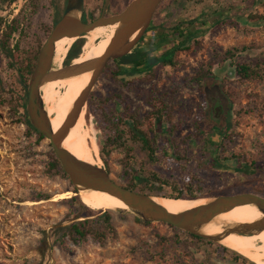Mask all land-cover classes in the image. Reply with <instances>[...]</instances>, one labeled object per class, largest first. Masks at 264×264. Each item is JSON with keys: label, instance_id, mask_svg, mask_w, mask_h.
<instances>
[{"label": "rangeland", "instance_id": "374dc122", "mask_svg": "<svg viewBox=\"0 0 264 264\" xmlns=\"http://www.w3.org/2000/svg\"><path fill=\"white\" fill-rule=\"evenodd\" d=\"M27 1L17 0L11 4L8 0H0L2 31L19 16ZM170 1L167 0V3ZM261 1L231 2L238 11H232L231 18L223 17L218 23L210 20L201 28L189 51L178 56L180 62L177 68L156 66L149 72L140 70L133 75L120 74L116 80L107 72L99 77L90 92L102 100L119 95L131 111L137 112L143 131H148L145 115L150 108L144 102L142 93L150 90L159 95L172 93L174 122L178 120L179 113L189 115L185 127L175 136L178 157H191L197 149L196 138L184 145L185 139L194 134V120L212 122L217 127L220 122L228 123L229 132L224 138L216 131L212 134L214 144L210 149L219 158L222 168L199 171V177L205 180V193L211 194L200 199L242 193L264 196V113L251 102L254 96L264 99V80L241 81L231 66L232 63L255 64L264 59V21L254 22L248 17L249 11L263 14L259 5ZM44 3L45 7L27 20L19 17V30L8 40L9 48L18 56H31L36 51L56 12L61 10L62 14L66 0H44ZM122 5V0L116 4L117 7ZM101 11L95 9L94 16L97 17ZM201 11V6L194 8L187 21L200 15ZM180 19V16H175L164 25H174ZM203 21L204 18L199 20ZM154 35L146 34L144 40L136 45V50L158 56L161 49L157 48ZM68 50L65 53L59 51L58 57L54 52L52 64L57 60L55 68L62 67ZM228 51L233 53V59L227 56ZM5 55L0 45V264H234L229 257L219 253L216 249V246L222 247L219 244H200L163 223H150L146 227L137 223L133 216L116 211L108 212L115 239L100 244L88 237L73 244L63 237L68 226L83 220L77 218L83 217L84 213L78 204L70 201L76 191L61 168L59 174H47L52 153L48 143L43 140L36 144L35 138L27 137L25 126L18 122L24 111L13 108V102L26 92H23L17 66ZM109 65L114 69L112 63ZM200 70L212 73L203 92L185 85L186 80ZM149 76L153 77L152 80ZM51 84L49 93L53 98L65 94L68 87L61 81ZM2 101H9L11 105ZM216 109L220 111L217 117ZM85 122L84 130L95 138L98 147L102 134L96 128L95 120L90 116ZM132 147L143 175L156 173L163 181L162 185L155 187L158 192L171 195L172 186L182 188L179 177L171 170L172 165L162 170L155 169L147 162L139 145L133 144ZM231 155L243 156L249 165L253 162L258 174L243 176L240 165L223 161ZM97 159L98 166H106L110 177L118 185L124 186L128 182L130 176L124 173L123 151L116 150L104 156L98 147ZM68 195L69 198L66 197Z\"/></svg>", "mask_w": 264, "mask_h": 264}, {"label": "trees", "instance_id": "16d2710c", "mask_svg": "<svg viewBox=\"0 0 264 264\" xmlns=\"http://www.w3.org/2000/svg\"><path fill=\"white\" fill-rule=\"evenodd\" d=\"M8 1L13 4L17 0ZM120 1L121 0H110L106 16L120 13L133 0H122L123 5L117 7L116 4ZM233 1L234 0H171L167 3V0H162L147 31L138 42H142L146 34L154 33L155 44L158 49H161V53L155 57L134 48L131 54L112 62L114 69H111L110 65H107L102 75L110 72L111 78L116 80L120 74L133 75L140 70H146L149 72L156 66L161 68H177L178 63L180 62L178 56L189 51L192 42H194V38L199 34L201 28L208 24L210 20L218 23L223 17L231 18L230 13L232 11H238L236 5H231V2ZM104 2L105 0H84V10L81 16V21L83 23H89L96 18L94 16V10H102ZM252 2H254V0H252ZM45 4L44 0H28L19 16L14 18L10 24L6 25L5 31H2L1 29L3 20L0 17L1 50L6 54L5 56L13 60L14 64L17 66L24 93L27 90V82L34 69L38 51L49 31L60 18L61 10L56 12L55 17L45 32L43 42L39 43L36 51L31 56H18L15 51L9 48L8 40L19 30V26L21 25L19 17L27 20L29 17L37 14L39 10L43 9ZM259 5L263 8L262 15L254 14L250 11L248 13V17L254 22L264 21V0L261 1ZM198 6H201L202 8L200 15L187 21L190 12ZM239 13L243 14V12ZM175 16H180L181 19L179 22L174 25H164L165 22ZM201 18H204L205 21L199 22ZM82 44L83 40L79 39L71 45L63 61L64 66L69 65L71 61L77 59ZM233 51L237 52L236 49H233ZM227 56L231 59L234 58L231 51L227 52ZM231 66L234 68L235 76L241 81L264 80V59L255 64L232 63ZM211 75L212 73L208 70H200L193 77L188 78L185 85L189 88H196L200 92H203L205 84ZM152 78V76H149L150 80H152ZM127 84L128 83H123V85ZM142 95L144 97V102L150 108L145 115L148 131L141 130V122L139 121L137 112L131 111L130 106L117 94L102 100L90 93L86 103V121H88L90 116L93 117L97 130L102 134L101 140L98 144L100 152L104 156H108L111 152L116 150L124 152V173L125 175H129L130 178L123 187L138 194L176 200H197L211 196L210 193H205V180L199 177L198 173L200 170L212 169L213 167L222 168V165L219 164V158L215 157L214 152H211L210 148H212L214 144L212 142L213 132L216 131L220 136L223 135L224 138L229 132L228 123L220 122L217 127L212 125V122L209 124L194 120V134L189 135L185 139L184 145H186L192 138H196L195 144L197 149L191 157H178L175 136L178 131L185 127L189 115L179 113L178 120L174 122V96L172 93L159 95L156 91L150 90L143 92ZM254 98L255 99L253 100L251 99V102L255 104L254 107H259L260 112L264 113V99H259L257 96H254ZM3 103H9L11 105L9 101ZM13 103V108H20L24 111L22 115L19 116L18 122L25 126L27 137H34L36 144L43 141L44 138L38 134L28 122L25 112L26 94L20 99H14ZM118 107H121L122 109H119ZM149 134H151V137H149ZM133 144L140 146V149L145 153L147 162L155 169L162 170L165 167L172 165L173 169L171 170L177 175V177H179L182 188L179 189L177 185L172 186L173 193L171 195H165L160 191L158 192L155 187L157 185H162L163 181L156 173H152L149 176L143 175L142 171H140L139 163L133 155ZM50 156L51 160L47 167V174H59V164L52 153ZM223 161L229 162L230 165H240L239 170L243 176L254 177L259 172L254 169L255 164L253 162H251L250 165L247 164L246 162L248 161H246L243 156L231 155L230 158H225ZM104 169L110 174L106 166H104ZM248 194H253L262 198L264 197L254 193ZM70 201L78 204V207L84 213V216L77 218H83L82 221H76L68 226L63 237L67 238L73 244L83 242L88 237L94 242L100 244H103L106 240L116 238L115 230L111 223V216L108 212H95L90 210L80 202L77 196L72 197ZM92 217L94 218L91 219ZM136 222L146 227L151 225L150 223H143L138 220H136ZM170 228L192 241L208 246H214V244L208 241H204L173 227ZM216 249L222 255L229 257L234 264H248L246 259L236 253H232L224 247L216 246Z\"/></svg>", "mask_w": 264, "mask_h": 264}, {"label": "water", "instance_id": "95a60500", "mask_svg": "<svg viewBox=\"0 0 264 264\" xmlns=\"http://www.w3.org/2000/svg\"><path fill=\"white\" fill-rule=\"evenodd\" d=\"M108 2L109 0H105L102 11L96 18L89 23H83L81 16L84 10V0H66L60 18L49 31L38 51L34 69L27 82L25 112L28 122L50 146L61 170L76 191L74 195L78 197L80 191L105 192L125 204L126 210H113L117 213L129 214L143 223H163L222 247L224 246L220 243L221 240L230 234L245 237L263 232L264 198L262 197L246 193L187 200L203 201V204L178 214H170L153 200L161 197L138 194L125 189L118 185L104 168L80 161L62 147L66 134L75 125L81 113L85 112L88 96L96 81L107 65L131 54L147 31L162 0H133L120 13L106 16ZM101 26H116L114 35L101 57L78 64H75L73 60L67 66L62 64L58 70L52 67L55 42L58 39L67 37L77 41ZM84 73H90L87 85L75 101L59 131L53 133L41 99L40 88L48 82L68 79ZM219 112V109H216L215 117ZM243 204L254 206L262 217L249 224L225 225L219 234L207 235L201 232L202 228L211 223L215 217ZM230 251L252 262L241 254Z\"/></svg>", "mask_w": 264, "mask_h": 264}, {"label": "bare ground", "instance_id": "6f19581e", "mask_svg": "<svg viewBox=\"0 0 264 264\" xmlns=\"http://www.w3.org/2000/svg\"><path fill=\"white\" fill-rule=\"evenodd\" d=\"M115 29L116 26H101L87 33L83 37L84 44H82V51L77 59H75L74 63L78 64L101 57L105 53L114 35ZM74 41V38L67 37L58 39L55 42V55L57 57L60 56L59 51L65 53ZM97 42H99L98 45H96ZM56 61L57 60H54L52 67L58 70L55 68ZM89 78L90 73H84L72 78L48 82L40 88V93H42L40 94L41 99L45 106V111L47 112L53 133H57L61 128L75 101L87 85ZM58 81H61L68 87L65 94L59 97L56 95L55 98H53L49 93V89L52 85L51 83L57 84ZM86 123L85 112L83 111L75 125L68 131L63 139L62 147L74 158L98 166V147L95 138L90 137L84 130ZM66 197L69 198L70 196L68 195ZM78 197L81 203L92 211L126 210L124 203L105 192L80 191ZM153 200L165 212L170 214H178L203 204V201L179 199L154 198ZM261 217V213H259L254 206L251 204H243L215 217L211 223L202 228L201 232L207 235L219 234L225 225L249 224ZM220 243L224 247L248 258L255 264H264V231L259 234L245 237L230 234L223 238Z\"/></svg>", "mask_w": 264, "mask_h": 264}]
</instances>
